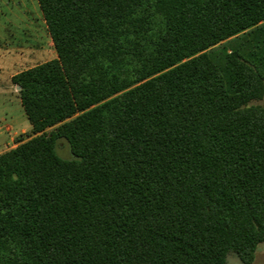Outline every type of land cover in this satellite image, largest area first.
Listing matches in <instances>:
<instances>
[{
  "label": "trees",
  "instance_id": "trees-1",
  "mask_svg": "<svg viewBox=\"0 0 264 264\" xmlns=\"http://www.w3.org/2000/svg\"><path fill=\"white\" fill-rule=\"evenodd\" d=\"M37 3L55 57L10 78L32 135L0 153V264H250L264 0Z\"/></svg>",
  "mask_w": 264,
  "mask_h": 264
},
{
  "label": "rangeland",
  "instance_id": "rangeland-1",
  "mask_svg": "<svg viewBox=\"0 0 264 264\" xmlns=\"http://www.w3.org/2000/svg\"><path fill=\"white\" fill-rule=\"evenodd\" d=\"M53 57L55 51L37 0H0V153L32 135L11 76ZM252 103L264 105V98ZM56 146L61 157H71L63 138L57 139ZM225 264L243 263L229 252ZM250 264H264L263 243Z\"/></svg>",
  "mask_w": 264,
  "mask_h": 264
},
{
  "label": "water",
  "instance_id": "water-1",
  "mask_svg": "<svg viewBox=\"0 0 264 264\" xmlns=\"http://www.w3.org/2000/svg\"><path fill=\"white\" fill-rule=\"evenodd\" d=\"M19 89V86H16V90H18Z\"/></svg>",
  "mask_w": 264,
  "mask_h": 264
}]
</instances>
